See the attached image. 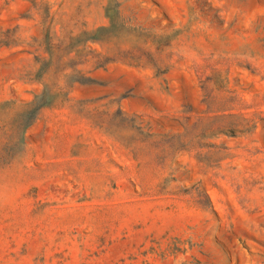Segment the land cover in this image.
<instances>
[{"label": "rangeland", "instance_id": "obj_1", "mask_svg": "<svg viewBox=\"0 0 264 264\" xmlns=\"http://www.w3.org/2000/svg\"><path fill=\"white\" fill-rule=\"evenodd\" d=\"M0 39V264H264V0H0Z\"/></svg>", "mask_w": 264, "mask_h": 264}, {"label": "trees", "instance_id": "obj_2", "mask_svg": "<svg viewBox=\"0 0 264 264\" xmlns=\"http://www.w3.org/2000/svg\"><path fill=\"white\" fill-rule=\"evenodd\" d=\"M12 42L8 41L7 39H0V46H9ZM40 105L38 104L35 109L39 108ZM35 109L29 114V122H27V125L30 123L31 119L35 115Z\"/></svg>", "mask_w": 264, "mask_h": 264}]
</instances>
